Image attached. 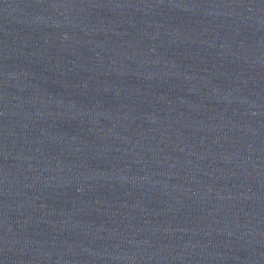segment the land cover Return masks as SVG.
I'll use <instances>...</instances> for the list:
<instances>
[{"label":"water","instance_id":"obj_1","mask_svg":"<svg viewBox=\"0 0 264 264\" xmlns=\"http://www.w3.org/2000/svg\"><path fill=\"white\" fill-rule=\"evenodd\" d=\"M0 264H264V0H0Z\"/></svg>","mask_w":264,"mask_h":264}]
</instances>
